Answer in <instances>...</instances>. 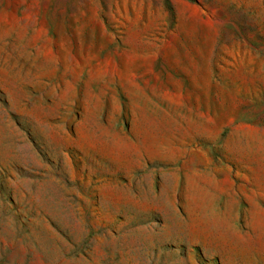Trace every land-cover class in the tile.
Wrapping results in <instances>:
<instances>
[{
	"label": "rangeland",
	"instance_id": "rangeland-1",
	"mask_svg": "<svg viewBox=\"0 0 264 264\" xmlns=\"http://www.w3.org/2000/svg\"><path fill=\"white\" fill-rule=\"evenodd\" d=\"M0 264H264V0H0Z\"/></svg>",
	"mask_w": 264,
	"mask_h": 264
},
{
	"label": "trees",
	"instance_id": "trees-1",
	"mask_svg": "<svg viewBox=\"0 0 264 264\" xmlns=\"http://www.w3.org/2000/svg\"><path fill=\"white\" fill-rule=\"evenodd\" d=\"M192 1V0H191Z\"/></svg>",
	"mask_w": 264,
	"mask_h": 264
}]
</instances>
